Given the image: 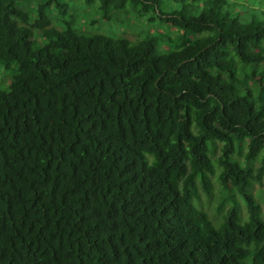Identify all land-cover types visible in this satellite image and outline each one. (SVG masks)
<instances>
[{
    "label": "trees",
    "instance_id": "trees-1",
    "mask_svg": "<svg viewBox=\"0 0 264 264\" xmlns=\"http://www.w3.org/2000/svg\"><path fill=\"white\" fill-rule=\"evenodd\" d=\"M240 1L84 0L101 21L140 19L131 40L45 30L58 0L23 24L0 0V63L18 64L0 92V264H264V189L249 191L264 0ZM156 34L174 49L151 51ZM214 175L218 212L230 203L217 226L195 204Z\"/></svg>",
    "mask_w": 264,
    "mask_h": 264
},
{
    "label": "rangeland",
    "instance_id": "rangeland-1",
    "mask_svg": "<svg viewBox=\"0 0 264 264\" xmlns=\"http://www.w3.org/2000/svg\"><path fill=\"white\" fill-rule=\"evenodd\" d=\"M45 0H14L16 7L20 14V22L23 24L29 16H38L37 10L41 3ZM60 4H66L68 6L67 10L64 12L59 11L55 5L48 7L43 14V18L46 21L45 30H51L55 28L57 30H64L67 27L75 29V31L80 32V25L84 24L86 32L90 33H100L113 37H125L127 39L134 40L139 35L141 20L136 19L130 13H127L126 10L121 12L116 19L110 20L107 19L104 21L100 20V13L97 11V8L84 6V0H58ZM245 3L241 0L240 4ZM32 14V15H31ZM33 17H31V20ZM170 34L173 33V30L167 28ZM164 30H161L163 33ZM157 51L164 53L170 50H173L174 47L165 43L159 39V35L156 34L150 39L151 42V51H155L157 45ZM34 40L38 43H41L44 39L38 34L34 35ZM163 45V46H161ZM18 73V64L12 63L8 68L0 63V92H9V86L12 81V78ZM251 84L255 85L253 81ZM247 153L246 144L241 147V151L234 154V157L242 162ZM253 166H258V160H253ZM229 183L234 184L233 178H228ZM211 182L213 185L212 194L210 197H207L204 193H200V200L196 202V206L205 211L210 220L217 226L221 219L222 215L225 213L227 207L230 205L229 201L225 202L222 211L219 213L218 209L220 206V184L216 176L211 177ZM251 194L257 199V191L264 189V179L259 181L251 180ZM236 198L240 201V196L238 193H235ZM241 211L245 213V205L240 201Z\"/></svg>",
    "mask_w": 264,
    "mask_h": 264
}]
</instances>
